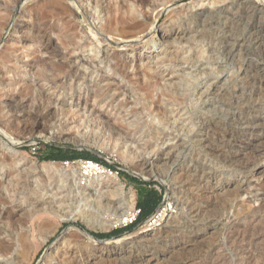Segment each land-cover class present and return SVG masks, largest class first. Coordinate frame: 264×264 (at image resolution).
Returning a JSON list of instances; mask_svg holds the SVG:
<instances>
[{
	"label": "rangeland",
	"instance_id": "374dc122",
	"mask_svg": "<svg viewBox=\"0 0 264 264\" xmlns=\"http://www.w3.org/2000/svg\"><path fill=\"white\" fill-rule=\"evenodd\" d=\"M62 1L69 4L73 1L80 2L82 11L89 16L88 21L98 26V21L90 14L93 11L91 0ZM241 1L250 3V0ZM229 3L230 0H163L154 10L164 9V18L159 22H154L155 13L151 14L148 9L151 18L148 21L149 28L146 27L145 30L148 37L155 40V44H143V33H138L137 39L125 47L113 45V40L109 38L106 39V44L104 42L98 45V48L104 46L109 52L113 49L121 51L129 62L141 60L150 63L154 69L153 75L158 77L161 84L178 82L179 77L189 80L179 91L188 95L183 104L185 110L179 114L176 122L175 114L168 115V123L162 125L153 114L140 111L139 105H133L135 95L130 90L125 93L126 90L121 89V77L113 75L106 62L98 63L99 67L94 68L93 75L86 74V78H68L62 73L52 76L54 67L64 61L61 56L64 52L61 44L64 17L60 12L59 0H0V165L3 166L0 172L4 173L2 180L5 181L6 188L1 189L0 193V238L12 243L6 257L0 256L1 264L4 261L11 264H64L63 252L69 248H73L77 254L80 251L91 252L96 256L97 264H101V257L106 255V249L112 245L113 251H118L119 256L126 261L132 256L148 257L150 253L157 252L156 264H264V159L257 162L258 171L252 168L238 170L211 156L210 151L197 142L198 137H194L199 130V117L206 113L195 98L199 92L217 81L213 76L217 73L218 63H223V56L218 49L213 53L208 51L209 47L216 46L218 42L213 37L204 36L190 48L188 44H183L184 41L179 43L170 39L171 44L162 43L164 40L159 37L161 31L171 27L190 28L199 34L205 32L207 36L211 34L210 26L216 29L215 22L224 18V14L219 16V9L229 6ZM241 13L243 11L239 10L236 18L238 22L234 28L236 32L249 30L252 23H257L255 21L258 18L253 19V16ZM139 18L143 17L140 15ZM81 20L80 16L71 17L70 25L77 23L79 32H83V37L90 41L91 33ZM150 24H154L156 29L152 30ZM39 39L49 41L47 48ZM176 47H183L179 58L165 62L169 50ZM194 48L201 49L204 58L191 59ZM252 52L254 57L258 56L256 50ZM89 54L91 52L86 48L83 52L71 53V58L79 55L89 62ZM84 66L87 67V64ZM204 68L213 71V76L203 73ZM233 70V65H227L225 72L218 73L217 76L221 77ZM104 77L112 81L113 87L120 88L114 93L117 99L113 106L96 105L91 100L84 104L93 84L101 82ZM122 101L128 103L127 110L114 106ZM130 109L137 110L140 123L146 124L138 125L137 128L130 127L131 133L115 131L101 117L103 113L108 116L119 113L124 117V122H130L134 120L129 113ZM212 115V112L207 114L212 118L209 130L216 141L222 130L229 132L230 125H226L224 117L219 120V115H214L215 119ZM150 134L154 136V140L147 144L145 138ZM9 143H15V146ZM32 145L39 147L38 155L30 154ZM47 146L94 152L101 161L118 169L117 178L123 185L122 193L114 191L113 187L102 188L110 184L108 176L92 178L83 184L80 181L73 184L68 174L67 180L61 181L55 176L41 174L37 169L30 171V165L39 166L45 162L58 163L66 173L75 169L79 171V165H62L61 161L66 159H41L40 157L50 152ZM169 147L175 153L174 161L182 164L179 173L182 168L188 169V184H177V179L172 176V170L168 166L152 168L145 163L144 160L148 162L151 158H156L162 150ZM126 150L132 151V154H128ZM120 151L127 153L119 155ZM78 159L86 158L75 157L69 160ZM76 173L80 176L79 172ZM129 176L147 184H138ZM151 188L162 194V202L150 217L135 223L138 203ZM108 190L113 192L107 193ZM129 191L134 193L135 199L130 211L125 204ZM217 191L219 192L216 193ZM105 192L114 202L110 208L97 204L98 200L103 201L107 196ZM177 199L184 203H180V210L174 213L172 201ZM69 212L80 214L82 219L94 227L91 231L88 230L90 233L122 230L101 237L100 241L86 242L82 233L75 228L78 224L85 227L80 219L72 222L61 220L63 214ZM121 212L124 213V219L127 216V221H121ZM161 212L167 213L168 219L159 225L154 217ZM144 225H148L150 231L141 232L140 228ZM20 235L24 236L22 242L18 240ZM183 244L187 249L183 248ZM100 253L104 255L97 256Z\"/></svg>",
	"mask_w": 264,
	"mask_h": 264
},
{
	"label": "bare ground",
	"instance_id": "6f19581e",
	"mask_svg": "<svg viewBox=\"0 0 264 264\" xmlns=\"http://www.w3.org/2000/svg\"><path fill=\"white\" fill-rule=\"evenodd\" d=\"M217 1H224V0H217ZM59 2H60V12L62 13L64 17L63 22H62V27H61L62 28L61 44L64 50V52L61 53V56L64 61L60 65L54 67V69L52 70L53 72L52 76H55V74H58V73H62L68 78L76 77V76L78 77L84 76V78H86L87 75H91V76L93 75L94 68L99 67L98 63L106 62L108 63L109 68H110L109 70H111L112 74L121 77V81L123 82L121 89L123 91L126 90L124 91L125 93H127V91L130 90L133 92V95H135L134 103H133L134 106L139 105L140 111H144L148 114H153L157 118V122L159 124H162V125L167 124L168 115L173 116L174 114L176 115V117L174 118V121L176 122L179 114L185 110L183 104L188 98L187 94L180 93L179 91L182 86L184 87L188 84L189 80L185 81V78L179 77L178 82L172 81L173 83L169 85L166 82L164 84H161V81L157 79L158 77L156 78V76L153 75L154 69H153V66L150 65V63H144L141 60H138L136 62H129V60L126 59L125 55L122 56L123 53L119 50H116V49L112 50L111 48L112 51L109 52V50H107L104 46H102V48H98V45L103 44L107 38H109V40L110 39L113 40L111 41L113 45L117 44L119 45L118 47L120 46L125 47L129 45L130 42L137 39L138 33H143V35L141 34L142 35L141 40H143V44H155L156 43L155 40L150 36L148 37V32H146L145 30L146 27H148L149 25L148 21L151 18L148 9L151 10L152 12L151 14H153L157 4L159 5V3L160 2L162 3L163 0H91L90 2H91L93 11L90 14L93 16V19L98 21L99 23L98 26H95L91 22L88 21L89 16L87 17L86 14H84V12L82 11L80 2L73 1L72 3L73 5L66 3L62 0H59ZM229 4H230L229 6H225L223 9H219L218 11L219 16L224 14V18L215 22V24L217 25L216 29L215 27L213 28L210 25H208V28L209 26L211 28V34L209 33L207 34V36L205 35V32L199 34L190 28L182 29L180 27L179 28L171 27V28L164 29L163 31H161V34L159 37L162 40H164L162 41V43L171 44V41L172 42L177 41L179 43H181V41H184L185 43L183 44H188L190 48H193L194 46L193 43L201 41L204 38V36L208 38L213 37V39L218 42L217 43L218 47L217 45L214 47L211 46L209 47L210 50L208 51H210V53H213L214 50L218 49L220 54L223 56V63L221 64L218 63L217 73L214 76L212 75L213 71L208 70L206 68L203 69V73H205L208 76L212 75L213 77H216L217 81L213 84H210L205 89H203L201 92H199L198 97L195 98L196 102L199 103V105L203 108V110L206 111V113L201 114V116L199 117V124H198L199 130L196 129L198 130V132L196 133L194 137L196 138L198 137L197 142L200 144H203V146L207 150L210 151L211 156L213 155L217 160L226 163L228 166L236 167L238 170L239 168H247V169L252 168V170H257L258 169L256 168V166L258 165L257 162L263 161L264 159V0H250V3L248 4L246 1L230 0ZM238 9L240 10V12L243 11L244 14L253 16V19L258 18L257 21H255L258 23V25L257 23L255 24L252 23L251 24L252 27L249 30H246V31L243 30L242 32H236L234 28L236 27L235 24H237L238 22V20H236V18L239 16ZM158 10L154 12L155 13V19H154L155 23L159 22L162 18H164L163 15H165L163 14L164 9L162 10L158 9ZM206 12L207 11H205V13ZM243 13H241V15ZM140 15L143 17L142 19L139 18ZM78 16L82 18L81 21L84 23V25L88 29V32L91 33L92 38L90 41L86 40L83 37V34H82L83 32H79L77 23H74L73 26L70 25V18L78 17ZM249 21L251 22V20ZM179 25L181 24L179 23ZM150 26L152 27V30L156 29L154 24L152 25L150 24ZM147 31H149V29H147ZM170 39L171 41H169ZM39 40L43 44V46L47 48L49 41H43L42 39H39ZM106 43L107 42H105V44ZM86 48H88L89 51L91 52V54L88 55L89 62L85 58L80 57L79 55L74 59L71 58V53L83 52L85 51ZM182 48L176 47L173 50H169V53H167V55L165 56L164 61L169 62V61H173L174 59H178L179 55L181 54L180 52ZM252 50H256V52L258 53L257 57H254L255 54L252 52ZM190 58L191 59L195 58L197 60L204 58L203 51L201 49L196 50L194 48ZM213 59L214 58H212V60ZM85 64H87V67L84 66ZM92 64H95V65H92ZM227 65H233L234 70L231 73L225 74L221 77L217 76L218 73L225 72V68L227 67ZM100 81L103 83L101 84V82H99L97 84H93V89L92 90L90 89L91 92L84 99V104H86L88 100L89 101L91 100L96 105L104 106L106 104L107 106H113L114 102L117 99L114 93L119 91L120 88L113 87L114 85L112 81L109 80L108 77H104ZM114 106H118L121 108L123 107L125 110L128 109V103H125V101L116 103ZM208 112H212V114L214 115L216 114L219 115L218 118L224 117L225 118L224 120H226V125L227 123H229L230 125L229 132L222 130V132L219 133V139L217 137L218 140L216 139V141L213 140V137L210 134L209 129H210V122L212 121V118L207 116ZM129 113L134 118V120L130 122H124L125 121L124 117L121 116L119 113H116L113 116H108L106 113H103L101 114V117H103L104 121H106L108 125L110 124L111 128L117 132H121V131L130 132L131 130L130 127L137 128L138 125L146 126L145 123H140L137 110L130 109ZM215 118L216 117L214 116V119ZM221 119L222 118H220L219 120ZM151 140H154V136L152 134L147 135L145 138L146 143L147 142L149 143ZM171 150H173L172 147L164 149L158 154L156 158L154 159L151 158V160L149 158L150 161L148 162L147 160H144V161L145 163L148 164V166L152 168L155 166L156 167L168 166L172 170L171 171L172 176H174V178L177 179V182H176L177 184L179 182H181L182 184H186V183L188 184L189 182L188 178L190 177V174L187 171L188 169L185 170L182 168L181 173H179V170H181L182 164L176 163L174 161L176 156L174 155L175 153L173 154L171 152ZM126 151L128 152V154L129 153L132 154L131 153L132 151H129V150H126ZM126 151H120L119 155H125ZM210 153H208V155H210ZM134 157L135 155H133V158ZM17 161L19 162L20 158L17 159ZM175 163L178 164L180 168H177L176 167L177 165ZM2 167L3 166L1 164L0 169ZM29 168H30V171L33 169L34 170L37 169L39 172H41V174L55 176L59 178L61 181H66L67 180L66 175L68 174L69 179L72 180L73 184H76V182L80 181V179H83L85 183V181L87 180L99 177V176H91V177L81 178L76 173V172L82 173L80 166H78L79 171L75 169L69 173H66L64 169H62L61 165H59L56 162H45V163L40 164L39 166L30 165ZM145 168H148V167H145ZM3 178H4V173L0 172V193H1V189H6L5 184H4L5 181L2 180ZM107 181L110 183L109 184L110 186L104 185L102 186V188L110 189L111 187H113L115 188L114 191L122 193L123 185L118 181L117 176H112V177L108 176ZM222 184L223 183H221V185ZM226 189H228V187H226ZM108 192H113V191L108 190L107 193ZM218 192L219 191H217L216 193ZM213 198L215 197L213 196ZM134 200H135L134 193L132 191H129L126 197V200H125L126 208L128 211L132 209L134 205ZM113 203H114L113 200L107 194V196L104 197L103 201L98 200L97 204H101L107 208H110V206H113ZM172 203H173L174 213H177V211L180 210L179 204L184 203V201L182 200L180 202L179 199H177L175 202L172 201ZM123 215H124L123 212L119 214V216L122 217L121 221H123L124 219ZM167 215L168 214L164 212L159 213V215L154 217L155 222H158L159 225H161L166 219H168ZM77 219H80L82 223H84L87 230L91 231L94 228L91 225H89L87 221L82 219L80 214H75V213H70V212L64 213L63 217L61 218L62 221H68V222L76 221ZM124 221H127V216L125 217ZM106 223L107 221L105 220L104 224ZM107 226L108 225H106V227ZM147 227L148 225L142 226L140 228L141 232H146L147 230L150 231V228H147ZM75 228L76 230H79L77 227ZM80 232L82 233V237L84 238L86 242L93 243V240L94 241L97 240L86 232H83V231H80ZM147 234L148 233H145V235ZM18 240L22 242L24 240V236L20 235L18 237ZM109 244L111 245L112 242ZM11 245L12 243L4 240L3 238H0V256H5L8 253V251L11 249L12 247ZM111 247H109V249L108 248L106 249L107 253H105L106 254L105 256H103L104 255L103 253H100V255H97L99 257L103 256L101 257V262H100L101 264H131V262H135L132 264H142V262H147L149 264H156L158 260L157 256L155 255L157 253L156 252L155 254L150 253L149 256L147 255L148 257H144L140 255L132 256L130 260L127 259L129 261H126V259L124 260V258L119 256L120 253L118 251L117 252L113 251L114 246L112 248ZM183 248L187 249V246L183 244ZM110 254L113 256L111 257ZM63 255H64V260H63L64 264H97V261H95L96 256L93 255L91 252H87V251L81 252L80 251V253L77 254L75 251H73V248L71 249L69 248L63 252ZM3 263L11 264V262L9 261H6V262L4 261Z\"/></svg>",
	"mask_w": 264,
	"mask_h": 264
},
{
	"label": "trees",
	"instance_id": "16d2710c",
	"mask_svg": "<svg viewBox=\"0 0 264 264\" xmlns=\"http://www.w3.org/2000/svg\"><path fill=\"white\" fill-rule=\"evenodd\" d=\"M47 149L50 152L40 157L41 159L57 161V160H64V159L68 160V159H72L75 157H80V158L101 161L97 156L89 152H86V151L78 152V151H73V150H63L56 146H47ZM130 178L138 184H147L146 182H142L137 178H133V177H130ZM161 199H162V194L160 192H158L157 190L153 188L149 189L147 193L144 194L142 200L138 203L139 212L137 214V218L135 219V223L150 217L155 211V209L158 207V205L162 202ZM121 230L122 228L118 229L117 231H112L110 233H96V234L94 233V235L97 238L107 237Z\"/></svg>",
	"mask_w": 264,
	"mask_h": 264
},
{
	"label": "built area",
	"instance_id": "2783aa9c",
	"mask_svg": "<svg viewBox=\"0 0 264 264\" xmlns=\"http://www.w3.org/2000/svg\"><path fill=\"white\" fill-rule=\"evenodd\" d=\"M39 147L37 145H32L30 147L31 155H38ZM62 165L65 166H74L79 165L81 168L80 177H91V176H118V169L115 166L106 163L104 161H97L91 159H78V160H64L61 161ZM81 184H83V180H80ZM139 210H137L138 214Z\"/></svg>",
	"mask_w": 264,
	"mask_h": 264
},
{
	"label": "water",
	"instance_id": "95a60500",
	"mask_svg": "<svg viewBox=\"0 0 264 264\" xmlns=\"http://www.w3.org/2000/svg\"><path fill=\"white\" fill-rule=\"evenodd\" d=\"M9 144L12 145V146H15V143H9ZM90 153L93 154V155H95L94 152H90ZM140 179H142V178H140ZM142 180H144V179H142ZM75 227H77L80 231H83V232H86V233L90 234L92 237H94L95 239H97V240L100 241V238H97V237L94 235V233H90V232L86 229V227H84L82 224H78V225H76Z\"/></svg>",
	"mask_w": 264,
	"mask_h": 264
}]
</instances>
